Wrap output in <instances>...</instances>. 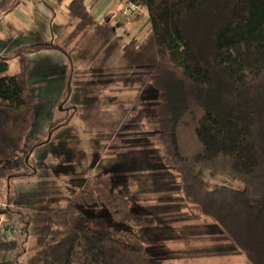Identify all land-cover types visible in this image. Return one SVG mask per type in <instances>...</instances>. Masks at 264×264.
I'll return each instance as SVG.
<instances>
[{"label":"trees","instance_id":"trees-1","mask_svg":"<svg viewBox=\"0 0 264 264\" xmlns=\"http://www.w3.org/2000/svg\"><path fill=\"white\" fill-rule=\"evenodd\" d=\"M125 1L150 18L146 38L126 43L122 58L147 71L145 83L159 93L163 163L181 175L187 201L248 263L264 264V0ZM67 10L81 26L123 40L108 19L93 17L85 0H71ZM18 61L19 71L9 74V58L0 57V180L16 176L3 163L18 156L34 118L26 55ZM206 170L236 178L239 187L210 185L201 176ZM95 199L112 224L86 214ZM129 221L142 227L154 217L135 214L111 178L98 176L52 213L49 236L57 241L43 258L53 264H166L137 231L114 225Z\"/></svg>","mask_w":264,"mask_h":264},{"label":"rangeland","instance_id":"rangeland-1","mask_svg":"<svg viewBox=\"0 0 264 264\" xmlns=\"http://www.w3.org/2000/svg\"><path fill=\"white\" fill-rule=\"evenodd\" d=\"M70 1L0 0V56L9 58V74H15L18 56L26 55L34 104L23 147L3 163L16 176L0 180V264H53L43 258L57 241L49 236L52 213L102 175L127 195L135 214L154 217L142 227L114 224L137 231L154 257L166 264H249L224 231L187 201L181 175L163 163L159 93L145 83L147 71L123 62L127 37L120 41L114 32L81 26L68 16ZM125 8L131 16L143 10L125 14ZM119 14L117 21L129 19ZM145 151L154 171L141 169ZM121 164L140 169L130 173ZM201 176L212 186L239 187L222 173ZM98 203L86 214L112 224Z\"/></svg>","mask_w":264,"mask_h":264},{"label":"crops","instance_id":"crops-1","mask_svg":"<svg viewBox=\"0 0 264 264\" xmlns=\"http://www.w3.org/2000/svg\"><path fill=\"white\" fill-rule=\"evenodd\" d=\"M85 2L86 5L91 8V14L98 22H103L108 19L107 21L111 22V26L115 27L116 25V29L114 30L116 31V34H118V37L122 38L123 41L125 40V37H127V43L132 40L143 41L146 38L148 29L150 28V18L145 9L141 11L142 13L131 16L123 14L124 8L126 7V2L123 0H85ZM118 13H120L122 17L129 19H124V22L121 20L117 21ZM143 154V162L141 164L144 166L141 169L154 171V165L149 157V152L145 151ZM121 166L124 170L130 173L140 169L131 168L129 165L123 164H121ZM129 184L132 185V183ZM2 206H7V208L10 209L11 203L2 202Z\"/></svg>","mask_w":264,"mask_h":264},{"label":"built area","instance_id":"built-area-1","mask_svg":"<svg viewBox=\"0 0 264 264\" xmlns=\"http://www.w3.org/2000/svg\"><path fill=\"white\" fill-rule=\"evenodd\" d=\"M139 10L141 11V9L138 6L128 3V6L125 8V14H134L136 11Z\"/></svg>","mask_w":264,"mask_h":264},{"label":"water","instance_id":"water-1","mask_svg":"<svg viewBox=\"0 0 264 264\" xmlns=\"http://www.w3.org/2000/svg\"><path fill=\"white\" fill-rule=\"evenodd\" d=\"M0 222H1V219H0Z\"/></svg>","mask_w":264,"mask_h":264}]
</instances>
